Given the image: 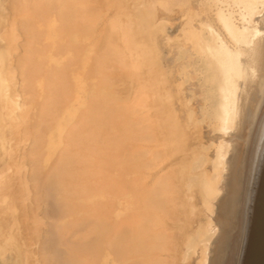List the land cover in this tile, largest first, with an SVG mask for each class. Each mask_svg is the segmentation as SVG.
I'll use <instances>...</instances> for the list:
<instances>
[{
	"label": "bare ground",
	"instance_id": "1",
	"mask_svg": "<svg viewBox=\"0 0 264 264\" xmlns=\"http://www.w3.org/2000/svg\"><path fill=\"white\" fill-rule=\"evenodd\" d=\"M263 101L264 0H0V253L264 264Z\"/></svg>",
	"mask_w": 264,
	"mask_h": 264
},
{
	"label": "rangeland",
	"instance_id": "2",
	"mask_svg": "<svg viewBox=\"0 0 264 264\" xmlns=\"http://www.w3.org/2000/svg\"><path fill=\"white\" fill-rule=\"evenodd\" d=\"M262 108L258 113V117L256 119V122L252 128L249 140H248V146H247V150H246V158H245V169H244V176H243V186L245 187L246 185V181H247V177L250 173V168H251V163H252V155H253V150L255 147V137H256V133L258 132L259 129V123L261 120V117L263 116V108H264V101L262 104ZM210 134H212L210 132ZM242 186V188H244ZM244 193V191H243ZM13 252L9 251V250H4L0 253V264H14L13 262V258H12Z\"/></svg>",
	"mask_w": 264,
	"mask_h": 264
}]
</instances>
